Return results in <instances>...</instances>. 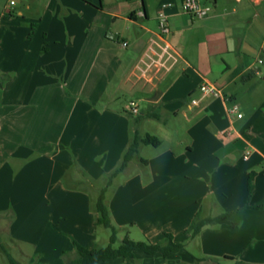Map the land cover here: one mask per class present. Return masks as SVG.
<instances>
[{"label": "crops", "instance_id": "0c3cea01", "mask_svg": "<svg viewBox=\"0 0 264 264\" xmlns=\"http://www.w3.org/2000/svg\"><path fill=\"white\" fill-rule=\"evenodd\" d=\"M14 1L0 0L1 237L28 264H64V251L76 256L72 237L94 248L99 214L91 190L118 167L134 137L129 107L115 102L138 89L151 106L166 107L148 113L157 120L183 112L191 139L161 149L165 138L154 135L158 145H140L155 151L137 157L139 172L108 192L112 220L153 243L171 233L185 248L98 264H264V145L255 114L245 120L238 102L244 116L232 118L223 97L191 102L204 81L232 102L239 83L256 90L264 0H201L213 6L204 18L187 13L183 0ZM164 3L180 62L145 74L141 61L158 36ZM198 213H231L233 224H206L191 237L186 230Z\"/></svg>", "mask_w": 264, "mask_h": 264}, {"label": "rangeland", "instance_id": "374dc122", "mask_svg": "<svg viewBox=\"0 0 264 264\" xmlns=\"http://www.w3.org/2000/svg\"><path fill=\"white\" fill-rule=\"evenodd\" d=\"M204 1V0H203ZM211 6V5H210ZM213 7V6H212ZM261 58L262 60H264V51H262L261 53ZM261 73L259 74V76L256 78V85L257 88L253 93H249L250 91L247 90V85H243V83H239L236 92L238 93V101H235V103L239 104L238 102H240L242 104V108L245 112V120L250 119V117L252 115L253 116V121H256V125H257V129L254 131L255 135H258V139L261 141V145H264V104L260 106V102L261 100L264 98V68L261 69ZM246 88V89H245ZM200 90V89H199ZM199 90L196 91V95L198 96L200 94ZM147 94L145 92H139L138 89H136L134 92L129 93L128 91L124 94V96H122L120 99H118L115 102V106L123 109V108H127L128 109V104L129 101L131 100H135L139 103V108H140V114L142 116L137 117L138 115H133L130 116L133 117L134 119L132 120L133 122V136L135 135V132H138L141 135H144L145 133L148 134H152V135H157L160 139L161 136L163 135L165 140L161 146V149H165L169 146H174L175 144V139L176 138H180L181 136L184 137L187 140H190V136L188 137L187 135V128L188 126L191 125V123H186V121L183 119V112L180 113L179 117L176 119L174 117L173 112L171 113H164L163 112V117L161 120H157L155 117H153L151 114L148 115L149 112H152L151 110H157V108L159 106H151V104L146 100ZM213 97V96H211ZM214 98V97H213ZM162 107L158 108L159 109H164L166 108L163 105H160ZM184 106V104L181 105V108ZM240 106V104H239ZM172 110L173 107H169ZM129 110V109H128ZM228 117V116H227ZM164 128H166L167 133L170 135V137H165V131ZM220 141L226 142L227 140L223 137V136H219ZM228 142V141H227ZM154 150V147L151 145H143L141 146L139 153L135 156V158L133 159V161L131 162L130 165V170L127 172H122L120 173L117 177L116 180L114 182L113 185H111L108 188V192H115L117 190V188L119 187V185H121L126 179L127 177H129L130 174L135 173L136 171L139 172V167L135 164V162L138 161L137 157L140 156H146L147 154L151 153ZM125 152V151H124ZM155 153V152H154ZM158 153V152H156ZM124 155V153H123ZM122 155V158H123ZM108 174L104 175L103 178L98 179L97 181H95V183L97 184V186L95 188H93L91 190V194L94 198L93 200V207H94V203L95 200L98 197L99 194V190L101 187H103L106 184V178H108ZM84 179L87 181L88 177L85 176ZM88 184H84V186L87 188H89V186H87ZM107 201H108V193H107ZM117 227V226H116ZM118 229V239L116 241V243L114 244V246L118 247L121 243L122 240L125 236H129L130 238L134 239V240H145L146 238L144 237L143 233H141L140 231L133 232L132 234H130L128 232L127 228H119ZM112 231L109 228H106L102 225H98L97 230H96V235H97V240L96 243L94 245L95 248L98 247H105L110 243V237H111ZM165 233L162 234L159 238V240L157 242L154 243H164L165 242ZM2 242L3 244L7 247L8 251L16 258V260L19 263H25L28 264V258L26 256H24L23 254H21L19 252L18 249L14 248L13 246H11L10 244V240L8 239L7 235L5 234V232L2 235ZM70 245H72L73 248L74 245L70 240ZM69 254H71L69 252V250L67 251ZM146 255V254H143ZM201 258V257H200ZM0 264H9L8 258L6 256V254L0 249ZM149 264H155V262L153 263H149Z\"/></svg>", "mask_w": 264, "mask_h": 264}, {"label": "trees", "instance_id": "16d2710c", "mask_svg": "<svg viewBox=\"0 0 264 264\" xmlns=\"http://www.w3.org/2000/svg\"><path fill=\"white\" fill-rule=\"evenodd\" d=\"M252 76H256V74L252 73ZM159 143L160 139L154 135H141L138 132H135L131 143L124 152L121 163L116 169L109 173L106 184L100 188L98 197L94 203V209L99 214L97 224L109 228L112 231L110 243L105 247L89 248L82 245L74 237H72V242L76 250V256L70 257V254L67 251H64V264H98L100 262L119 257H134L137 252H143L148 255H155L159 253L164 257H171L178 255L179 252L185 248V244L175 241L171 233H165L166 240L164 243H153L146 239L134 240L129 236H125L122 243L118 247L114 246L118 239V229L113 223L110 207L107 201L108 188L113 184L115 178L126 169L129 162L139 153L141 144L158 145ZM143 161L146 162L145 159H143ZM248 187L249 193L251 194L254 188L252 173L249 177ZM230 214L231 213H224L216 217H202L198 213L190 227L186 230V233L190 234L191 237H195L200 233L206 224L223 222H230L233 224L232 221H229ZM0 249L6 254L10 264H21L13 257L7 247L3 244L1 234ZM195 260L199 263L206 260V258L195 257ZM235 264H240V262L238 261Z\"/></svg>", "mask_w": 264, "mask_h": 264}, {"label": "built area", "instance_id": "2783aa9c", "mask_svg": "<svg viewBox=\"0 0 264 264\" xmlns=\"http://www.w3.org/2000/svg\"><path fill=\"white\" fill-rule=\"evenodd\" d=\"M15 1L11 0V4H14ZM170 3H164L162 5L163 9L158 13V24H159V33L156 38H151L150 46L148 51L145 54V57L142 58L143 67H140V70L143 73H147L151 70L161 71V70H171L173 67L177 66L180 62V54L172 45L169 40L171 34V28L169 24V16L165 11V7L169 6ZM184 10L191 14L195 18H204L210 15L212 12V6L203 4L201 0H183ZM127 45V42L123 43ZM263 60L258 59V63H262ZM259 68H255V74L259 73ZM223 97L228 101V114L232 118H242L244 113L241 110L239 104L232 102V100L225 95L223 89L217 84L204 81L200 85V97L192 98V104L198 105L200 100L205 97ZM129 111L133 115H138L140 113L139 104L135 100L129 101ZM247 157V155H246Z\"/></svg>", "mask_w": 264, "mask_h": 264}, {"label": "water", "instance_id": "95a60500", "mask_svg": "<svg viewBox=\"0 0 264 264\" xmlns=\"http://www.w3.org/2000/svg\"><path fill=\"white\" fill-rule=\"evenodd\" d=\"M138 28L140 29V27L138 25H134V31L135 32L137 31Z\"/></svg>", "mask_w": 264, "mask_h": 264}]
</instances>
